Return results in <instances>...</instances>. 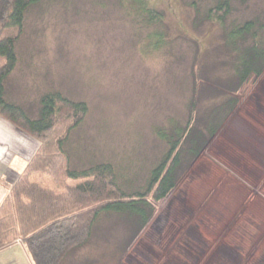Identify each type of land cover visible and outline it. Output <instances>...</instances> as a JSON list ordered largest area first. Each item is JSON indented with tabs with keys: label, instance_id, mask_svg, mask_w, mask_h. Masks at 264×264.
Segmentation results:
<instances>
[{
	"label": "rangeland",
	"instance_id": "374dc122",
	"mask_svg": "<svg viewBox=\"0 0 264 264\" xmlns=\"http://www.w3.org/2000/svg\"><path fill=\"white\" fill-rule=\"evenodd\" d=\"M67 1L29 12L9 100L35 116L47 92L85 102L88 115L65 147L70 165L83 169L109 160L124 178V191L142 190L167 149L156 129L168 128L170 121L185 126L194 84L213 87L210 74L225 79L231 74L211 54L222 42V30L204 24L206 34L191 26L197 17L192 3L203 15L218 0H154L165 19L157 26L135 20L130 14L136 5L128 2ZM233 7L227 24L241 25L264 11V0H234ZM158 29L166 42L155 50L147 37ZM193 38L205 46L204 55ZM213 89L220 97L229 93L221 86ZM212 94L199 101V112L215 101ZM237 98L236 110L137 238L130 241L131 229L122 217H102L86 248L75 250L80 258L87 250L93 256L97 248L95 258L76 263L264 264V74L251 77ZM30 137L34 151L25 152L26 168L40 148ZM20 176L11 184L1 180L6 196ZM32 181L62 192L48 175L33 174ZM103 229L108 236L101 239Z\"/></svg>",
	"mask_w": 264,
	"mask_h": 264
},
{
	"label": "trees",
	"instance_id": "16d2710c",
	"mask_svg": "<svg viewBox=\"0 0 264 264\" xmlns=\"http://www.w3.org/2000/svg\"><path fill=\"white\" fill-rule=\"evenodd\" d=\"M51 1L54 0H0V58L4 60L0 67V116L40 142L32 162L0 204V251L21 243L33 264H62L72 251L90 242L102 217H122L129 223L130 241L137 238L157 215L159 204L171 196L184 173L236 110L238 94L250 78L264 74V11L241 25H228L234 0H218L203 15L197 4L192 3L197 14L191 23L193 30L202 29L201 32L207 34L203 25L208 24L207 27L218 26L223 32L222 42L211 54L221 66H229L231 74L226 79L210 76L213 87L221 86L229 93L220 97L212 86L195 83L186 125L170 121L168 128L156 129L157 137L166 144V152L149 171L146 187L126 192L120 186L124 179L122 174L109 160L79 169L72 168L67 159L65 147L70 136L84 123L89 112L85 102L73 101L58 91L47 92L40 98L35 116L24 104L9 100V83L21 61L19 43L27 16L33 7ZM118 1L136 5L130 15L137 21L149 26L165 22L164 13L154 0ZM147 38L149 46L155 50L166 42L160 29ZM193 39L199 49L196 51L204 55L205 46ZM216 61L212 62L215 63L213 69L217 68ZM210 93L217 96L215 101L199 112V101ZM38 173L53 178L62 192L33 182V174ZM70 180L75 183L69 184ZM104 231L101 234L99 231L97 236L106 238L108 234Z\"/></svg>",
	"mask_w": 264,
	"mask_h": 264
},
{
	"label": "crops",
	"instance_id": "0c3cea01",
	"mask_svg": "<svg viewBox=\"0 0 264 264\" xmlns=\"http://www.w3.org/2000/svg\"><path fill=\"white\" fill-rule=\"evenodd\" d=\"M3 62V60L0 61V67ZM30 138L29 135L0 116V204L7 194L6 187L1 180L5 179L11 184L23 173L28 163V157L25 156V152L32 151L33 153L34 151V143L31 140L32 138ZM86 246L84 247L86 248ZM88 251L85 254L83 253L82 257H78L80 261L90 262L95 256L97 248L93 256ZM75 252V250L72 251L62 264H79L75 262L78 260ZM0 264H33V262L23 245L17 243L0 251Z\"/></svg>",
	"mask_w": 264,
	"mask_h": 264
},
{
	"label": "bare ground",
	"instance_id": "6f19581e",
	"mask_svg": "<svg viewBox=\"0 0 264 264\" xmlns=\"http://www.w3.org/2000/svg\"><path fill=\"white\" fill-rule=\"evenodd\" d=\"M241 214V213H240ZM236 217H237V215H236ZM238 217H239V215H238ZM247 217V216H246ZM252 217V216H251ZM250 218V217H249ZM235 219V218H234ZM253 219V218H252ZM255 221H256V219H254ZM248 222V221H247ZM242 223V222H241ZM245 223V222H244ZM237 224V223H236ZM238 226H239V224H238ZM243 226V225H242ZM251 228V231L252 232H254L253 230V228L252 227H250ZM238 229V228H237ZM249 229V228H248ZM239 231V230H238ZM232 232H234V231H232ZM244 233H247V232H244ZM234 234V233H233ZM247 235H249V234H247ZM247 236H245V238H246ZM231 238V237H230ZM250 238H252V237H250Z\"/></svg>",
	"mask_w": 264,
	"mask_h": 264
}]
</instances>
